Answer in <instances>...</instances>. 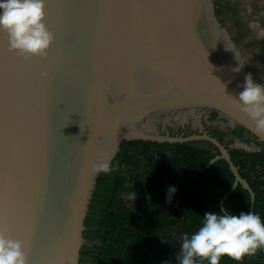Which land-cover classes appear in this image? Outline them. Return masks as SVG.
I'll return each instance as SVG.
<instances>
[{
  "label": "water",
  "instance_id": "1",
  "mask_svg": "<svg viewBox=\"0 0 264 264\" xmlns=\"http://www.w3.org/2000/svg\"><path fill=\"white\" fill-rule=\"evenodd\" d=\"M214 7L0 0V264H83L97 177L120 143L183 140L154 133L159 114L212 109L264 143V87Z\"/></svg>",
  "mask_w": 264,
  "mask_h": 264
},
{
  "label": "trees",
  "instance_id": "2",
  "mask_svg": "<svg viewBox=\"0 0 264 264\" xmlns=\"http://www.w3.org/2000/svg\"><path fill=\"white\" fill-rule=\"evenodd\" d=\"M214 5L215 14L221 18L219 20L222 25L225 9L229 8L231 13H237L235 4H226L224 7L222 0H215ZM233 40L240 44L241 38L237 36ZM246 68L250 69L248 65ZM251 78L264 85V80L253 71ZM212 111V116H217V111ZM221 118L226 120V117ZM234 126V134L242 140H256L243 126L236 123ZM256 142L260 148L258 151L234 149L230 152L233 163L239 168L238 172L254 194L253 201L249 190L237 183L223 203H219L230 190L234 175L224 160L220 161L221 164L215 162L210 168L200 171L209 184L201 181L199 194L189 184L186 198L189 205L198 207V211H189L190 215L195 214L189 216L192 225L174 227L171 222L166 224L164 218L155 217L158 213L155 211V214L154 209L160 207V202L148 204L141 200L142 203L139 202L135 213L123 205L122 193L126 189L124 183L127 181L124 173L130 174L131 170L122 169L121 164L134 166L138 155L155 154L146 151L149 145H158L143 140H123L116 157L109 166L100 170L97 177L89 211L84 220L85 242L80 250V263L264 264V143ZM132 146L139 149L138 154H128V149ZM178 147L185 149V145L178 144ZM194 154L202 156L204 151L194 150ZM211 156L209 155L210 158ZM242 156L244 159L240 160L239 157ZM211 184L213 187H209ZM211 188L214 193H210ZM169 197L171 198L170 195L167 198ZM135 220H146L154 225L150 226L148 222L142 224L141 221L135 224ZM171 236L186 240L185 254H175L171 244L166 249L160 246L161 239L172 240Z\"/></svg>",
  "mask_w": 264,
  "mask_h": 264
},
{
  "label": "flooded vegetation",
  "instance_id": "3",
  "mask_svg": "<svg viewBox=\"0 0 264 264\" xmlns=\"http://www.w3.org/2000/svg\"><path fill=\"white\" fill-rule=\"evenodd\" d=\"M222 1L224 7L226 4H235L237 7L236 14L231 13L229 8L228 10L225 9L223 12L224 24H220L226 29L232 42L239 49L243 69L250 77L253 71L258 77L264 80V0ZM217 18L220 22L219 19L221 18ZM237 36L241 38L240 44L233 40ZM246 65L250 68L249 70L246 68ZM217 113V116H212V109L193 107L155 116L154 124L156 127L154 126V133L162 136L168 135L182 138L183 140L173 142L143 140L158 144H151L146 150L148 153L155 154L153 156L138 155L134 166L132 164H121L122 169L131 170L130 174L124 173L127 176V181L124 183L126 189L122 193V199L123 205L127 210L135 213L138 210L137 206L141 200L147 201L148 204L160 202V207L154 209V212L156 211L158 213L155 216L156 218H164L166 224H170L171 222L174 227L188 224L192 225V220L189 216H194L195 214L191 213L192 215H190L189 211H198V207H194V204L189 205L188 199L186 198V194L189 193V184L191 183L192 187H195V192L199 194V184L201 181L203 184H209L208 181H205L204 175L200 171L208 169L213 163H220L222 160L227 163L232 172L230 164L224 157L220 147L226 150L229 155V161L237 168L238 178L245 181L238 172L239 168L233 163L230 152L234 149L245 152L258 151L260 148L256 142L257 140L254 139L247 142L236 136L233 132L235 123L232 124L225 115L218 111ZM222 116L226 117L225 121L222 120ZM190 137L198 138L188 139ZM178 144L179 146L185 145V149L178 147ZM246 144H253L255 150L248 151L243 148L242 145ZM194 150H203L204 155H196L194 154ZM138 152L139 149L133 146L128 149V154H136ZM209 155H212L211 158ZM239 159L242 160L244 157H239ZM237 183H240V181L234 175L231 188L233 185L236 186ZM209 187H213V185L211 184ZM208 188L206 189L208 190ZM231 188L224 194V197L219 203L222 204L224 198L232 192ZM177 190L178 193H176ZM174 191L175 193H173ZM211 192L214 193L212 188L210 189ZM143 193L147 194L141 196ZM176 194L178 195L177 197ZM168 195L171 198H167ZM140 221L135 220L134 223L137 224ZM141 222L144 224L148 221L143 220ZM152 224L148 222V225L151 226ZM171 238L172 240L161 239L160 246L166 249L171 244V247L175 250V254H185L184 245L186 244V240L184 238H177L176 236H171ZM180 249L184 250V252L176 253Z\"/></svg>",
  "mask_w": 264,
  "mask_h": 264
},
{
  "label": "rangeland",
  "instance_id": "4",
  "mask_svg": "<svg viewBox=\"0 0 264 264\" xmlns=\"http://www.w3.org/2000/svg\"><path fill=\"white\" fill-rule=\"evenodd\" d=\"M155 126V125H154ZM156 127V126H155ZM184 252V250H182V249H180L178 252H176V253H183Z\"/></svg>",
  "mask_w": 264,
  "mask_h": 264
},
{
  "label": "bare ground",
  "instance_id": "5",
  "mask_svg": "<svg viewBox=\"0 0 264 264\" xmlns=\"http://www.w3.org/2000/svg\"><path fill=\"white\" fill-rule=\"evenodd\" d=\"M133 128L130 126V128L128 130H132ZM138 154V153H137ZM247 182V181H246Z\"/></svg>",
  "mask_w": 264,
  "mask_h": 264
},
{
  "label": "clouds",
  "instance_id": "6",
  "mask_svg": "<svg viewBox=\"0 0 264 264\" xmlns=\"http://www.w3.org/2000/svg\"><path fill=\"white\" fill-rule=\"evenodd\" d=\"M252 79V78H251ZM256 82V81H255ZM257 83V82H256ZM259 84V83H258ZM261 85V84H260ZM263 86V85H262ZM264 87V86H263Z\"/></svg>",
  "mask_w": 264,
  "mask_h": 264
}]
</instances>
